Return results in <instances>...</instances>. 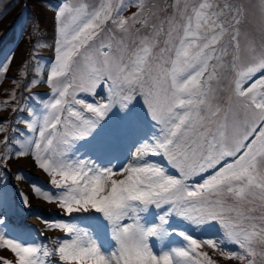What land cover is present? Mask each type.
Instances as JSON below:
<instances>
[{"label":"snow or ice","instance_id":"obj_1","mask_svg":"<svg viewBox=\"0 0 264 264\" xmlns=\"http://www.w3.org/2000/svg\"><path fill=\"white\" fill-rule=\"evenodd\" d=\"M41 6L54 35L34 20L13 81L49 91L0 102L17 101L0 118V264H217L206 248L264 264V0ZM19 158L49 177L32 189L58 211L38 219L63 235L12 219L32 208L8 192Z\"/></svg>","mask_w":264,"mask_h":264},{"label":"rangeland","instance_id":"obj_2","mask_svg":"<svg viewBox=\"0 0 264 264\" xmlns=\"http://www.w3.org/2000/svg\"><path fill=\"white\" fill-rule=\"evenodd\" d=\"M9 0H0V64L8 63L5 60V57H10L11 62L8 67L7 73L0 70V102L9 100L12 95V90H16V97L17 101L22 99V95L26 97L29 92L38 93L43 96L45 93L49 91L46 84L44 85V90L37 89L36 86L30 88H24V84L27 81L19 80L17 82L13 81V78H17L20 76V69L22 65L25 64L29 60V51L32 49L33 45L28 43L29 33L31 32V25L36 18H39L40 27L43 29L46 20L50 15L51 10H45L42 7V3L49 4L51 6H56L62 3V0H44L45 2H27L28 0H20L22 3L20 9L15 10V3H12L11 7L6 8L3 10L4 5ZM55 2V3H53ZM68 3L75 4L77 0H67ZM243 3H255V0H242ZM136 11V8L130 7L124 15H130L132 12ZM52 12V11H51ZM24 28L23 36H21V28ZM246 28H251L250 24H245ZM51 28V30H50ZM50 28L48 32H45V35L49 38L50 42L51 38L54 35L55 31V23L53 19V12H52V19L50 23ZM44 30V29H43ZM39 56L42 57V62L47 63L50 62L54 53L51 48H41L39 50ZM31 71V69L29 70ZM19 83V87L17 84ZM103 94V90H101V95ZM101 95L96 97L97 100L101 99ZM17 101H12V103L4 105L0 103V118L6 119H14L13 114V107L16 106ZM21 131H24V126L20 125ZM4 134L7 133H0V138L3 137ZM34 135V134H33ZM2 147V146H0ZM20 159V158H19ZM19 159H13L8 164V174H7V181H8V192L9 195L12 196L14 192L17 190H22L24 186L29 191L30 202L32 205L31 209L27 208H20L15 215L12 216V219L17 224H22L26 228L30 230L39 229L40 231L44 232L46 236H54V235H63L62 233L56 231H49L45 228V225L38 219V216H43L46 219H50L52 215L58 211L57 205L54 203H47L42 198H37L34 195L32 189V183L36 182L37 184L44 183L46 184L49 180V177L44 174L41 170H39L30 160V164L32 165V169L39 170L41 175L37 176L34 173H30L27 171L20 163ZM18 169H22V172H18ZM17 175L24 177L23 179H17ZM19 198L16 197V200ZM34 200H38L41 204L38 206L33 204ZM35 219L37 220V224H28V219ZM175 239H180L179 237H175ZM209 252V255L212 256L214 260L217 261V264H237L235 260L226 259L219 255L218 252H214L211 249H205ZM231 250H235V247H232ZM13 260L14 254L11 253L10 250L7 249H0V260Z\"/></svg>","mask_w":264,"mask_h":264},{"label":"bare ground","instance_id":"obj_3","mask_svg":"<svg viewBox=\"0 0 264 264\" xmlns=\"http://www.w3.org/2000/svg\"><path fill=\"white\" fill-rule=\"evenodd\" d=\"M51 19H52V12L50 11V15H49V17H48V19L46 20V23H45V25H44V27H43V29H44V31L45 32H48L49 31V28H50V23H51ZM50 30H51V28H50ZM37 87V89H43L44 90V85L43 84H39V85H37L36 86ZM19 163L27 170V171H29L30 173H34L35 175H41V173H40V171L37 169V170H34V169H32V165L30 164V160H29V158H20L19 159ZM27 188V187H26ZM24 186L22 187V191L24 192V193H26V194H28L29 195V191L26 189ZM30 196V195H29ZM33 204H35L36 206H37V208H38V206L41 204V202L40 201H38V200H34V202H33ZM26 223H28V224H37L38 222H37V220H35V219H28V222H26Z\"/></svg>","mask_w":264,"mask_h":264},{"label":"trees","instance_id":"obj_4","mask_svg":"<svg viewBox=\"0 0 264 264\" xmlns=\"http://www.w3.org/2000/svg\"><path fill=\"white\" fill-rule=\"evenodd\" d=\"M16 2L15 4V10L16 9H20V6H21V4L20 3H22L20 0H9L8 2H6V4L4 5V8H3V10H5L6 8H8V10H9V8L12 6L11 4L12 3H14V2ZM27 2H30V3H32V2H45L44 0H28ZM53 3H55V2H53Z\"/></svg>","mask_w":264,"mask_h":264}]
</instances>
